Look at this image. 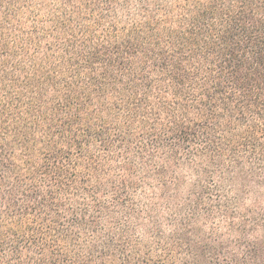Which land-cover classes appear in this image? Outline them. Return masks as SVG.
Returning <instances> with one entry per match:
<instances>
[{"label": "trees", "instance_id": "1", "mask_svg": "<svg viewBox=\"0 0 264 264\" xmlns=\"http://www.w3.org/2000/svg\"><path fill=\"white\" fill-rule=\"evenodd\" d=\"M0 264H264V0H0Z\"/></svg>", "mask_w": 264, "mask_h": 264}]
</instances>
